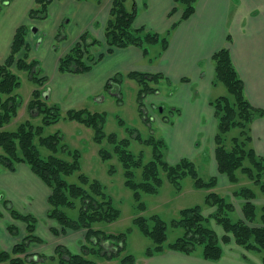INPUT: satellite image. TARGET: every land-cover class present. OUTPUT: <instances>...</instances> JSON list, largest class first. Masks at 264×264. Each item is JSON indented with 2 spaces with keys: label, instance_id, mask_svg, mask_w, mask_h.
Returning a JSON list of instances; mask_svg holds the SVG:
<instances>
[{
  "label": "crops",
  "instance_id": "0c3cea01",
  "mask_svg": "<svg viewBox=\"0 0 264 264\" xmlns=\"http://www.w3.org/2000/svg\"><path fill=\"white\" fill-rule=\"evenodd\" d=\"M112 1L54 0L48 7L45 20H33L28 15L34 0H11L0 9V65L11 53L17 29L28 28L25 38L28 55L39 64L38 77L44 78L43 85L34 90H47L49 96L46 102L57 105L62 114L71 110L103 113L93 107L105 102V95L122 98L124 86L139 84L129 74L162 75L158 82L147 81L148 87L155 91L148 94L141 105L138 99V104L148 116L153 111L162 113L169 109L172 120L159 115L155 119L154 115L150 119L154 120L157 129L153 132L151 125L149 127L152 133L161 134L160 140L165 144V151L168 150L165 158L169 164L192 159L203 153L206 147L213 155L210 145L214 143L217 121L210 102L218 95L217 86H213L214 65L211 58L217 51L223 48L229 50L233 65L243 81L245 98L264 113V0H198L193 15L171 32L167 49L160 53V44H155L149 47L148 57L136 46L105 54V27ZM125 6L128 10L135 6L137 10L133 23L135 28H144L158 35L167 33L182 15L181 8L170 15L175 7L174 0H127ZM63 25L68 27L69 34V42L63 52L54 53L50 40L42 45L35 44L45 32L48 39L55 38L57 29ZM32 26L36 27L38 38L30 31ZM84 34L101 43L91 49L92 54L104 53V57L87 73L59 72V58L67 54ZM32 46L35 50H31ZM42 68L45 70L43 74ZM151 83H156L162 90L151 87ZM107 84L112 93L106 90ZM32 92L22 101L19 111H27ZM251 138L255 153L264 157V114L252 122ZM214 158L210 155L211 174L225 176L218 172ZM228 184L227 188L232 189V185ZM50 194V189L26 164H17L14 171L0 167V251L10 252L26 235L25 224L13 219L7 211L6 207L10 205L19 213L32 215L38 220L35 235L41 243H32L28 254L51 257L59 245L72 254L82 252V247L88 243L86 230L63 231L55 219L49 218ZM257 200H260L256 202L257 206L264 205V197ZM10 226L15 229L14 232L8 230ZM146 250L133 256L135 264H263L260 255L255 254V257L229 244L225 246L223 256L215 262L203 259L200 251L187 255L165 249L147 256ZM107 261L106 264H121L120 258Z\"/></svg>",
  "mask_w": 264,
  "mask_h": 264
},
{
  "label": "trees",
  "instance_id": "16d2710c",
  "mask_svg": "<svg viewBox=\"0 0 264 264\" xmlns=\"http://www.w3.org/2000/svg\"><path fill=\"white\" fill-rule=\"evenodd\" d=\"M10 1L1 0L0 9ZM53 1L34 0V6L29 11V18L45 20L48 7ZM77 1L100 3L101 0ZM197 1L174 0L175 7L170 15L181 8V18L172 25L167 33L158 35L148 32L144 28L137 29L133 26L137 17L135 6L128 10L125 6L127 0H113L105 27V54H111L116 49L136 46L148 57L150 56L149 47L158 43L161 47L160 53L164 52L168 47L171 32L179 23L193 15ZM28 32L29 29L26 27L17 29L11 53L0 65V167L14 171L15 166L19 163L29 166L31 171L51 191L48 199L50 206L48 217L55 219L63 231L66 229L86 230V240L90 247L86 243L80 254H72L61 245L55 248L51 257L28 254V248L32 243H41V240L35 235L38 220L32 215L19 213L9 205L6 207L7 211L13 219L25 224L26 235L10 252L0 251V262H8L9 264H97L95 261L86 258V255L90 253L112 260L119 257L121 248L124 246L125 234H106L95 227L100 223H111L119 217V211L113 208L110 200L106 199L107 197L99 182H90L87 177L80 175V185L69 184L65 178L79 168L77 159L73 163H69L53 155L46 159L41 158L33 141L35 136L41 132L42 126H35L27 121L21 124L16 131L10 132L5 129L17 117L22 106V101L16 93L20 87V82L15 71L28 73V77L40 85H43L44 82V78L38 77L40 72L38 62L30 59L28 55L25 39ZM100 44L96 40H91L87 34L82 35L68 53L59 58V72L73 74L89 72L105 55L100 53L95 56L91 52L92 48ZM211 59L214 65L213 86L222 85L226 90V95L218 96L210 102L217 121V132L214 137L217 170L227 177L231 185L236 186L231 196L235 201H240L239 207L242 211V217L233 221L230 218V214L235 211L233 200L231 203L229 198L209 192L206 199L207 204L208 207L214 208V211L208 216L202 214L200 207L181 211L180 218L173 221L171 226L181 229L182 234L173 242L166 244L167 227L156 216L149 219L137 217L134 224L140 233L149 238L152 243L146 250L147 256H152L165 249L187 255L200 251L203 259L215 262L223 256V246L232 241L244 251L262 256L264 264V205L257 207L253 203L257 196V190L264 195V157L255 153L252 147L250 129L252 122L262 117L264 113L261 109L254 108L245 98L244 84L233 65L229 50L223 48L214 53ZM128 76L136 79L144 86L139 92L140 105L148 94L155 91V89L148 87L147 81L158 82L162 78L160 74L132 73ZM106 90L109 93L113 92L108 84ZM27 110L36 112V117H42L43 123H53L62 114L58 106L49 105L42 98V92L38 89L32 92ZM63 115L64 118L76 120L87 127L94 128L96 140L105 138L103 125L106 119L104 113L71 110ZM234 130L238 134L233 136L232 143H228L227 137ZM60 136H62L60 133H56L40 138V144L55 152ZM139 138V134H135L134 139L140 140ZM108 141L113 144V152L118 155L125 169V185L134 192L137 201L140 200V192L146 194L159 192L163 181L161 172L165 173L170 184L178 185L182 178L190 176L196 188L211 191L217 186L218 182L213 177L209 180L201 179L190 160L182 159L175 164H169L163 153L164 142L160 139L155 140L153 136L143 141L153 146V159L143 166L142 181L136 182L131 167L140 166L141 159H136L127 150L130 141L128 139L120 140L115 134L108 135ZM99 153L103 159H109L112 156L111 153L104 150ZM75 156L77 157L78 153ZM245 180L248 183L244 182ZM77 208L76 217L71 218L67 211H76ZM149 220L154 222L152 227L148 224ZM212 221L223 229L224 235L222 237H218L213 230ZM8 230L14 232L15 229L10 226ZM101 241H106L107 245L100 244ZM110 241L112 244H117L120 241L122 246L114 254L107 255L103 250L108 247ZM55 261L56 263H53ZM120 262L121 264H135V258L127 255L120 258Z\"/></svg>",
  "mask_w": 264,
  "mask_h": 264
},
{
  "label": "rangeland",
  "instance_id": "374dc122",
  "mask_svg": "<svg viewBox=\"0 0 264 264\" xmlns=\"http://www.w3.org/2000/svg\"><path fill=\"white\" fill-rule=\"evenodd\" d=\"M32 28L36 29L35 26H32L31 29ZM57 30L55 38L48 39V33L45 32L44 34H41V40L35 42V44L42 45L45 42L49 43L50 40V45L52 46L51 49L54 50V53L63 52L69 42V34L67 32L68 27L63 25ZM34 34L36 38H38L39 34H37V31ZM31 50H35V47L32 46ZM15 73L19 77V82L21 84V87L16 91V93L21 101H25L31 95L32 90L39 87L40 84L29 79L26 72L15 71ZM43 73H45V70L42 68V74ZM151 84V87H158L162 90V88L156 85V83ZM143 88V84L140 83H137L135 86H124L122 98H120V96L115 98L110 97L107 94L105 95V102L98 103L96 108L93 107L94 110H97V112H103L107 118L103 126L105 138H101L103 139H100L101 141L96 140V132L94 128L87 127L76 120L64 118L63 114H61L53 123H43L42 117H36L34 112H24V110H20L17 117L5 127L7 131L13 132L16 131L21 124L27 121H29L32 125L42 126L41 132L35 136L33 141V144L38 149L41 158L46 159L48 156L53 155L69 163H73L75 159H77L79 168L76 169L72 175L65 178L69 184L80 185V175L87 177L90 182H99L107 197L106 199L110 200L113 208L119 211V217L110 224L101 223L100 225L97 224L95 227L97 228L99 226L98 228L106 230L105 232L109 233L125 234L124 246H122V244L120 245V241L117 242V244H112L110 241L108 247L103 250V252L107 253V255H111L122 246L119 257H116L115 259H119L127 255L135 257L142 254L152 245L150 239L143 236L140 233V230L135 226V218L144 217L149 219L152 216L158 217L167 227L166 244H168L173 242L182 234L181 229L171 226L173 221L180 218L181 211L189 208L200 207L202 214L205 216L210 215L214 211V208L208 207L207 204L206 199L209 192H214L220 196L229 198L231 203L233 200L235 211L230 214V218L233 221H236L238 217H242V211L239 207L240 201H235L231 196L236 186L232 185V189H228L227 187L229 186V181L226 176H213L211 174V161L209 159L210 155L215 156L216 146L214 143L213 146L210 145L211 148H213V155L212 151L209 150V147H206L203 153L197 154L193 156L192 159H189L193 162L198 176L201 179L209 180L213 177L217 180L218 185L213 188V190L211 189V191H209L204 188H196L193 183V179L190 176L182 178L178 185L170 184L165 173L161 172L163 181L159 192L157 194H146L144 192H140V200L137 201L135 199L134 192L125 185V169L120 162L118 155L113 152L114 146L108 141V135L115 134L120 140L128 139L130 141V145L127 150L134 155L136 159H141V165L138 167L132 166L131 171L133 172L134 180L136 182H141L143 177V166L153 159V146L142 142V140H147L151 136H153L155 140L161 139V134L159 132L152 133L149 131L150 125L153 132L157 129L156 125H154V120H151L150 118L155 115L154 118L156 119L159 115V117L164 116L168 118V120H172L169 109L164 110L162 113L158 110L153 111V114L151 113L149 116L144 110L140 109L138 104V91ZM216 91L218 96L226 95V90L222 85L217 86ZM56 133H60L62 136H60L61 138L57 140V148L55 152L40 144V138L55 135ZM132 133L133 135L131 136ZM135 134H139L142 140L134 139ZM237 134L236 130L233 132L231 131L227 137V142L232 143L233 136H237ZM102 150L111 153L112 156L109 159H103L99 153ZM167 152V149L166 151L165 149L163 150L166 158ZM76 153H78L77 157L75 156ZM244 182L247 181L245 180ZM256 192L257 196L253 200L255 205L256 202L260 201L257 200L258 197H264V195L258 192V190ZM77 210L78 208L76 211H67V213L71 218H75ZM152 223L154 222L151 220L148 221L150 227L153 226ZM211 226L217 233L218 237H222L224 235L223 229L216 225L213 221ZM106 241H101L100 244L107 245ZM229 245L237 246L232 241ZM87 246L90 247L89 243ZM225 246L227 245L223 246V252ZM250 255H254L256 257L254 253H250ZM259 257L262 258V256ZM86 258L95 261L97 264H106L108 262V259L98 254L90 253L86 255ZM0 264L9 263L0 262Z\"/></svg>",
  "mask_w": 264,
  "mask_h": 264
},
{
  "label": "flooded vegetation",
  "instance_id": "af4514ba",
  "mask_svg": "<svg viewBox=\"0 0 264 264\" xmlns=\"http://www.w3.org/2000/svg\"><path fill=\"white\" fill-rule=\"evenodd\" d=\"M60 36V35H59ZM42 86V84L40 85ZM49 94L47 93V90L45 92H42V98L47 101V98H48ZM57 106V105H56ZM28 111V110H27ZM33 113V112H32ZM35 114L34 115H37L36 112H34Z\"/></svg>",
  "mask_w": 264,
  "mask_h": 264
},
{
  "label": "water",
  "instance_id": "95a60500",
  "mask_svg": "<svg viewBox=\"0 0 264 264\" xmlns=\"http://www.w3.org/2000/svg\"><path fill=\"white\" fill-rule=\"evenodd\" d=\"M30 31H32L33 33H35L36 31H37V29H35V28H32ZM162 109L160 108V111H161Z\"/></svg>",
  "mask_w": 264,
  "mask_h": 264
}]
</instances>
